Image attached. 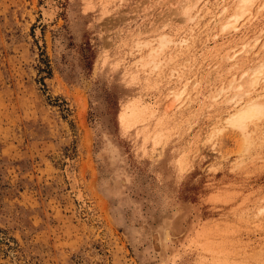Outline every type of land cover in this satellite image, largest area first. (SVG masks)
<instances>
[{
    "label": "rangeland",
    "instance_id": "rangeland-1",
    "mask_svg": "<svg viewBox=\"0 0 264 264\" xmlns=\"http://www.w3.org/2000/svg\"><path fill=\"white\" fill-rule=\"evenodd\" d=\"M187 1L0 0V264H264V120L245 143L214 96L264 13L223 30L235 0ZM158 34L187 43L137 67Z\"/></svg>",
    "mask_w": 264,
    "mask_h": 264
},
{
    "label": "bare ground",
    "instance_id": "bare-ground-1",
    "mask_svg": "<svg viewBox=\"0 0 264 264\" xmlns=\"http://www.w3.org/2000/svg\"><path fill=\"white\" fill-rule=\"evenodd\" d=\"M186 3L188 10L186 14L188 16H191L189 18H192V15L190 14L192 0H188ZM253 8H256V11H252ZM226 9L227 6H224L223 9L219 11V16H221ZM254 12L256 13L258 12V14L260 12L264 13V0H235V4L233 8L230 10L228 15L226 14L227 16H225V19L227 18L225 22L222 20L224 18H221V21L223 22L221 23L222 26L221 29L237 31L238 29H240L238 23L240 22L239 20H241V18L243 17H244L243 19L245 20L254 17L256 15ZM245 16L247 17V19ZM259 30H260L259 32L257 31L258 35H255V38L253 40L254 41L253 46H255L257 44V41L260 39V37L264 35V26L261 27ZM186 43H187L186 38L174 39L173 36L169 34L155 35V38L151 37L145 43L146 47L150 48L149 52L146 54L145 57L142 58L139 57L134 63L135 65H137V67H141V68L152 67L153 69H156L158 68L159 63L161 61L166 62L167 60L173 58L174 54L172 51H176L175 50L176 46H179L181 48V46ZM241 44L242 45L240 47L236 45L235 47L236 51L233 52L232 54L228 49L224 55L223 60L226 59L227 62V60L231 59L233 56H236V54L241 50L242 51L244 50L246 52L248 45L243 41ZM136 46H139V43H137L134 47ZM262 46H264V41L262 43ZM260 56H258L257 61L254 63V66L247 67L244 70H241L238 74L236 75L234 74L235 77H233L232 79L230 78L229 81L226 82L224 86L219 88L218 92L214 95V96L220 95L225 102H228L231 105V108L228 111L229 113H227L228 115L225 117L226 118L225 124L238 129L239 132L243 135L242 141H244L245 143H249L248 139L252 137V133H254V131L257 129L258 126H260L259 122L264 120V93L262 92V88H264V84L262 87L257 88L259 85H261L264 82L263 53ZM239 61L240 59L237 58L234 61L230 62L229 65L231 66L230 68L234 67L235 65L238 66ZM145 74L146 72L144 73V75ZM207 81H209V79ZM186 85L187 84L185 81V83H183L182 86L178 88L176 87L174 89H170V92L176 93L177 96H181L184 93L187 94L185 95V97L188 96L189 102L187 101V105H189L191 104L192 99L190 101L189 92H187ZM194 85H195L194 88H196L198 86V82H195ZM253 90H255V92H253ZM212 96H210V100L207 103L208 104L211 103L213 106L212 102L215 99L213 98L214 96L213 97ZM206 98L207 97H205V99ZM220 101L222 102V100ZM214 102H216L217 104L218 101H214ZM186 119L188 118H184V120L188 122V120ZM133 123L134 122L130 123V125L127 124V126L134 131L135 136H137L139 142L141 144L148 143L153 148L156 145H159L165 141L166 133L168 130H170L169 129L170 126L167 123L159 124L156 123V121H152L151 124L147 126L146 124H144L143 118H139V121L135 122L137 123L136 127H133L132 125ZM261 127L263 128V131H261V133H264V121ZM214 129L216 128L214 127ZM183 163H184L183 160L176 162L175 168L177 169V171L178 168L181 169L183 167V165L185 164ZM262 209L264 210V207ZM164 234H165L164 238L166 240L171 239V233L169 232V230H165Z\"/></svg>",
    "mask_w": 264,
    "mask_h": 264
}]
</instances>
